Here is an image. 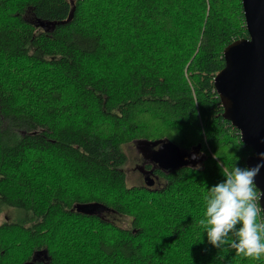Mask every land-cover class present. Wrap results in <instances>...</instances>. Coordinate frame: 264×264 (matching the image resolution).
Instances as JSON below:
<instances>
[{
    "label": "trees",
    "instance_id": "obj_1",
    "mask_svg": "<svg viewBox=\"0 0 264 264\" xmlns=\"http://www.w3.org/2000/svg\"><path fill=\"white\" fill-rule=\"evenodd\" d=\"M248 35L242 0H0V264H264L197 223L254 153L214 85ZM164 140L200 164L128 184L125 146Z\"/></svg>",
    "mask_w": 264,
    "mask_h": 264
},
{
    "label": "water",
    "instance_id": "obj_2",
    "mask_svg": "<svg viewBox=\"0 0 264 264\" xmlns=\"http://www.w3.org/2000/svg\"><path fill=\"white\" fill-rule=\"evenodd\" d=\"M248 36L241 37L224 49V67L214 78L216 91L224 107V116L240 130L242 141L254 153L247 157V167L260 163L264 153V0H242ZM186 151L164 140L152 152V160L161 168L177 167L184 162ZM152 186L155 178L146 175ZM256 186L264 191V168L256 177ZM264 205V199L261 201ZM78 205L77 209H85ZM264 215V213H263Z\"/></svg>",
    "mask_w": 264,
    "mask_h": 264
},
{
    "label": "clouds",
    "instance_id": "obj_3",
    "mask_svg": "<svg viewBox=\"0 0 264 264\" xmlns=\"http://www.w3.org/2000/svg\"><path fill=\"white\" fill-rule=\"evenodd\" d=\"M260 163L231 170L218 163L224 180L208 188L203 216L198 225L207 234L208 243L217 249L227 246L238 256L251 260L264 257V191H258L256 177L264 168Z\"/></svg>",
    "mask_w": 264,
    "mask_h": 264
},
{
    "label": "rangeland",
    "instance_id": "obj_4",
    "mask_svg": "<svg viewBox=\"0 0 264 264\" xmlns=\"http://www.w3.org/2000/svg\"><path fill=\"white\" fill-rule=\"evenodd\" d=\"M159 144L160 142L144 143L142 141H134L131 144L125 146V150L129 157L126 163L128 184H131V182H142L144 180L145 172L141 170V168H143L142 165L144 162L156 166V164L152 161L150 155L152 153V150L158 147ZM195 152V150L190 151V154L187 155L185 161L191 164H200L203 155ZM12 213L13 212L10 209L3 211L0 214V223L4 220L5 217L7 219H10ZM105 215L113 218L114 220H117L123 225H127L129 223V220L126 217L120 216L116 213H105Z\"/></svg>",
    "mask_w": 264,
    "mask_h": 264
},
{
    "label": "bare ground",
    "instance_id": "obj_5",
    "mask_svg": "<svg viewBox=\"0 0 264 264\" xmlns=\"http://www.w3.org/2000/svg\"><path fill=\"white\" fill-rule=\"evenodd\" d=\"M161 143V142H160Z\"/></svg>",
    "mask_w": 264,
    "mask_h": 264
},
{
    "label": "flooded vegetation",
    "instance_id": "obj_6",
    "mask_svg": "<svg viewBox=\"0 0 264 264\" xmlns=\"http://www.w3.org/2000/svg\"><path fill=\"white\" fill-rule=\"evenodd\" d=\"M146 176V175H145Z\"/></svg>",
    "mask_w": 264,
    "mask_h": 264
}]
</instances>
